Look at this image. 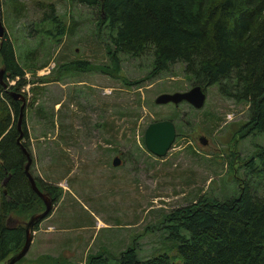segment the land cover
Returning <instances> with one entry per match:
<instances>
[{
    "label": "rangeland",
    "instance_id": "374dc122",
    "mask_svg": "<svg viewBox=\"0 0 264 264\" xmlns=\"http://www.w3.org/2000/svg\"><path fill=\"white\" fill-rule=\"evenodd\" d=\"M16 2L0 0V21L26 80L20 92L25 96L29 172L60 193L15 264H40L42 256L56 255L82 264L87 253L106 248L118 254L132 244L139 260L158 253L173 260L162 214L199 196H233L239 180L264 186L248 177L243 166L264 145L260 134L243 133L245 103L224 97L213 84L201 86L205 100L198 109L185 102L155 104L159 93L191 85L178 63L163 75L147 77L149 54H119L112 75L97 69L58 74L61 63L75 59L109 65L104 37L94 28L95 9L74 0ZM48 4L64 25L61 37L53 30L44 33L50 29ZM120 77L139 82L125 86ZM175 111L177 117L170 120L174 139L163 156H154L143 145V130ZM199 135L205 144L198 142ZM114 156L116 166L111 165Z\"/></svg>",
    "mask_w": 264,
    "mask_h": 264
},
{
    "label": "trees",
    "instance_id": "16d2710c",
    "mask_svg": "<svg viewBox=\"0 0 264 264\" xmlns=\"http://www.w3.org/2000/svg\"><path fill=\"white\" fill-rule=\"evenodd\" d=\"M74 1L95 9L94 28L97 36L101 32L104 37L101 39L109 65L94 66L75 59L61 63L58 74L97 69L112 75L118 71L119 54L151 55L147 70L151 78L178 63L191 86L216 84L219 94L245 103L244 135L256 132L264 138V0ZM46 6L51 12L46 20L50 29L44 33L52 34L53 30L56 37H61L64 25L53 14L51 4ZM0 66V261H4L23 243V220L19 217L28 218L41 211L43 204L23 172L25 153L31 162L23 122L25 106L18 131L20 103L8 91L20 92L26 80L5 34L0 39ZM11 80L14 83L8 84ZM120 80L125 86L139 82H128L123 77ZM176 117L175 111L168 120ZM243 166L248 177L264 182V145L257 146ZM32 178L54 203L60 191ZM256 185L239 180L233 196H199L162 214L160 225L174 246L173 260L165 253L139 260L132 244L118 254L106 248L87 253L82 264H264V186ZM256 188H261L260 193ZM56 258L42 256L40 264H74L69 257Z\"/></svg>",
    "mask_w": 264,
    "mask_h": 264
},
{
    "label": "water",
    "instance_id": "95a60500",
    "mask_svg": "<svg viewBox=\"0 0 264 264\" xmlns=\"http://www.w3.org/2000/svg\"><path fill=\"white\" fill-rule=\"evenodd\" d=\"M4 34V27L0 21V39ZM3 67L0 66V82L2 77ZM4 87V84L2 83ZM9 95L14 99L19 101V112L16 119V129L20 131V123L22 117V108L24 107L25 98L21 92H14L8 91ZM205 100V92L203 88L199 85H194L189 87L184 91H173V92H163L156 95L153 99L155 104H166L171 103L174 106L185 102L192 106L195 109L202 107ZM174 125L168 119H161L156 120L148 123L142 134V141L145 149L154 156L161 157L165 154L168 150L169 146L171 145L174 139ZM17 138H20V132ZM200 144H205L206 141L202 135H199L197 138ZM24 153L25 151L22 150ZM26 155V161L23 164V172L27 178L28 184L30 189L35 193V195L41 200L43 204V209L39 212H34L28 216V218L23 221L22 228L24 231V240L23 243L15 253L11 254L4 262V264H14L17 260H19L26 252L30 239H31V232L32 226L37 221L43 219L48 213L51 211L52 208V199L44 192L40 191L36 186L35 182L28 172V165L30 163V158ZM119 163V159L114 156L111 159V165L116 166ZM2 181L1 184H3ZM9 219V218H8ZM13 221V220H12ZM14 222V221H13Z\"/></svg>",
    "mask_w": 264,
    "mask_h": 264
},
{
    "label": "bare ground",
    "instance_id": "6f19581e",
    "mask_svg": "<svg viewBox=\"0 0 264 264\" xmlns=\"http://www.w3.org/2000/svg\"><path fill=\"white\" fill-rule=\"evenodd\" d=\"M13 219H15V218H13ZM17 221V220H16Z\"/></svg>",
    "mask_w": 264,
    "mask_h": 264
}]
</instances>
